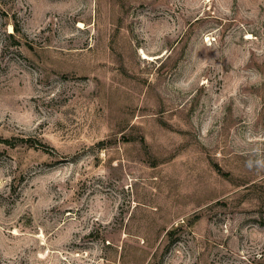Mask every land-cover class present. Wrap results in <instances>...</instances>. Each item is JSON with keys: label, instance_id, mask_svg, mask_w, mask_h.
<instances>
[{"label": "rangeland", "instance_id": "obj_1", "mask_svg": "<svg viewBox=\"0 0 264 264\" xmlns=\"http://www.w3.org/2000/svg\"><path fill=\"white\" fill-rule=\"evenodd\" d=\"M0 264H264V0H0Z\"/></svg>", "mask_w": 264, "mask_h": 264}]
</instances>
